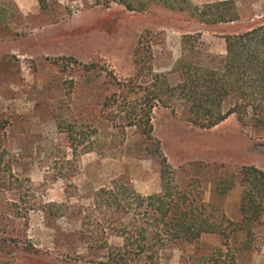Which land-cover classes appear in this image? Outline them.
<instances>
[{
  "label": "rangeland",
  "instance_id": "rangeland-1",
  "mask_svg": "<svg viewBox=\"0 0 264 264\" xmlns=\"http://www.w3.org/2000/svg\"><path fill=\"white\" fill-rule=\"evenodd\" d=\"M238 8V22L202 25L120 0H0V264H113L109 249L146 221L132 193L128 213L116 199L127 182L159 192L164 164L169 181L201 191L232 224L227 238L205 233L164 249L163 263L264 264V213L244 218L241 181L244 166L264 170V131L236 114L198 126L182 99L165 94L147 140L105 105L119 82L126 93L158 95L179 83L185 34L200 32L194 60L225 54V35L264 20V0Z\"/></svg>",
  "mask_w": 264,
  "mask_h": 264
},
{
  "label": "trees",
  "instance_id": "trees-1",
  "mask_svg": "<svg viewBox=\"0 0 264 264\" xmlns=\"http://www.w3.org/2000/svg\"><path fill=\"white\" fill-rule=\"evenodd\" d=\"M120 2L133 11H149L159 6L206 25L238 22L241 17L238 0H222L202 7L190 0ZM200 39V32L183 35L182 56L175 65L182 79L175 86L165 84L163 94L153 93L150 87L144 92L137 89L126 93L125 85L117 83L121 93L116 91L107 96L105 105L122 119L124 127H136L147 140H151L155 101L164 102L167 94L168 98L176 95L183 100L186 116L198 126L211 128L236 114L242 124L264 131V20L245 31L225 35V54H210L207 57L209 65L192 57L202 51ZM165 168L169 166H162V188L157 193L145 196L136 192L129 182L125 183L128 195L121 194L116 199V209L123 208L128 213V206L134 203L143 209L146 221L142 226L131 222L126 224L127 228L130 224L136 227V231L124 232V243L109 249L107 258L110 263L138 264L143 257L149 264H164V249L181 242L196 243L205 233H220L225 238L229 236L228 228L232 221L224 212L216 213L204 200L201 191L181 188L173 179L169 181ZM241 181L244 218H259L264 213V170L254 165L244 166ZM107 190L101 189L99 193ZM131 193L134 196L132 203ZM247 209L251 210L250 215H247L246 211H250ZM141 251L144 253L142 257L139 256ZM134 252L135 256L132 255Z\"/></svg>",
  "mask_w": 264,
  "mask_h": 264
},
{
  "label": "crops",
  "instance_id": "crops-1",
  "mask_svg": "<svg viewBox=\"0 0 264 264\" xmlns=\"http://www.w3.org/2000/svg\"><path fill=\"white\" fill-rule=\"evenodd\" d=\"M192 3L194 4H208V3H213V2H217V1H222V0H190ZM235 22H229V23H218V24H233ZM202 25H206V24H202Z\"/></svg>",
  "mask_w": 264,
  "mask_h": 264
}]
</instances>
